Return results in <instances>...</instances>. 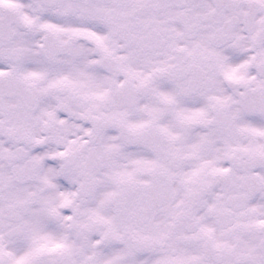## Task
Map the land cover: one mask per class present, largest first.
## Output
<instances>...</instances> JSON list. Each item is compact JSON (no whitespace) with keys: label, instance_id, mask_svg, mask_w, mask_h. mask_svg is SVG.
I'll use <instances>...</instances> for the list:
<instances>
[{"label":"snow or ice","instance_id":"snow-or-ice-1","mask_svg":"<svg viewBox=\"0 0 264 264\" xmlns=\"http://www.w3.org/2000/svg\"><path fill=\"white\" fill-rule=\"evenodd\" d=\"M0 264H264V0H0Z\"/></svg>","mask_w":264,"mask_h":264}]
</instances>
